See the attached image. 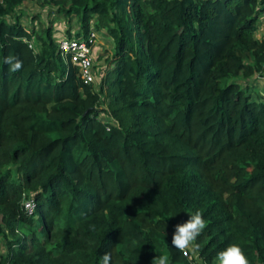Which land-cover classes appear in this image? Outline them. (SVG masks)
Segmentation results:
<instances>
[{"label":"trees","instance_id":"16d2710c","mask_svg":"<svg viewBox=\"0 0 264 264\" xmlns=\"http://www.w3.org/2000/svg\"><path fill=\"white\" fill-rule=\"evenodd\" d=\"M24 1L0 0V264H197L170 245L197 210L203 264L234 243L264 264V96L238 81L264 0H49L112 39L114 124Z\"/></svg>","mask_w":264,"mask_h":264},{"label":"rangeland","instance_id":"374dc122","mask_svg":"<svg viewBox=\"0 0 264 264\" xmlns=\"http://www.w3.org/2000/svg\"><path fill=\"white\" fill-rule=\"evenodd\" d=\"M68 2L61 4V7L53 4L49 0H25L20 4L18 12L20 13L21 23L35 30L36 33H41L45 26L52 27V35L56 38L65 36V30L69 28V34L72 36H78L75 31L79 28V17L73 13H65L64 7H67ZM60 8V9H59ZM94 17L90 19V23ZM260 16L257 20V25L254 30V34L258 37H263V24L264 21ZM94 32V42L92 45L93 53V73L94 80L92 86L95 90L99 91L100 101L99 108H103L104 112L99 114L100 119L107 120L110 123H115L114 116L111 114V108L109 102L111 100L110 90L108 87V74H110V68L113 66V41L112 39L102 30L96 31L91 28ZM238 79V78H236ZM239 83L242 86L249 87V91L253 97L254 90L264 96V66L262 70L250 76L247 79H239ZM2 243V241H1ZM4 253V250H1ZM189 256L192 257L197 264H203L197 257V252L193 253L189 250ZM258 264H263L259 262Z\"/></svg>","mask_w":264,"mask_h":264},{"label":"clouds","instance_id":"9594fccd","mask_svg":"<svg viewBox=\"0 0 264 264\" xmlns=\"http://www.w3.org/2000/svg\"><path fill=\"white\" fill-rule=\"evenodd\" d=\"M4 63L10 66L9 70L12 72L19 71L22 67V62L12 56L5 57ZM206 226L201 211L197 210L189 215L186 221L175 225L170 240L171 247L185 256L189 254V250L193 253L198 252L199 244L196 241ZM111 260V255L106 253L102 258V264H111ZM152 264H169V257L167 254L159 255L153 259ZM215 264H250V262L242 247L234 243L217 254Z\"/></svg>","mask_w":264,"mask_h":264},{"label":"built area","instance_id":"2783aa9c","mask_svg":"<svg viewBox=\"0 0 264 264\" xmlns=\"http://www.w3.org/2000/svg\"><path fill=\"white\" fill-rule=\"evenodd\" d=\"M261 18L264 21V10L260 14V19ZM94 37V32L89 31L86 36L65 35L55 39L57 51L63 56L68 55L69 61L76 66L77 74L83 83H92L94 80L92 53ZM262 38H264V36ZM22 205L28 214H30L34 208L31 199H25Z\"/></svg>","mask_w":264,"mask_h":264},{"label":"crops","instance_id":"0c3cea01","mask_svg":"<svg viewBox=\"0 0 264 264\" xmlns=\"http://www.w3.org/2000/svg\"><path fill=\"white\" fill-rule=\"evenodd\" d=\"M260 20V19H259Z\"/></svg>","mask_w":264,"mask_h":264}]
</instances>
